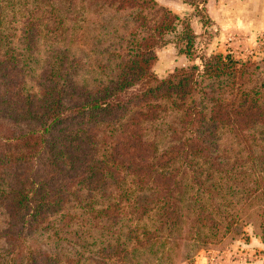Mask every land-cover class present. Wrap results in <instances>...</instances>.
<instances>
[{
	"label": "trees",
	"instance_id": "trees-1",
	"mask_svg": "<svg viewBox=\"0 0 264 264\" xmlns=\"http://www.w3.org/2000/svg\"><path fill=\"white\" fill-rule=\"evenodd\" d=\"M57 2L0 0V264H177L264 231V75L212 53L156 78L168 33L193 54L187 17Z\"/></svg>",
	"mask_w": 264,
	"mask_h": 264
},
{
	"label": "rangeland",
	"instance_id": "rangeland-1",
	"mask_svg": "<svg viewBox=\"0 0 264 264\" xmlns=\"http://www.w3.org/2000/svg\"><path fill=\"white\" fill-rule=\"evenodd\" d=\"M35 1L38 7L67 5L57 0H28L29 6H34ZM155 1L181 17H187L195 34L191 56L179 52L174 43V32L167 34L165 43L155 48L152 72L156 78H163L173 70L192 63L199 64L202 56L212 53L229 55L240 62H252L249 67L251 73L261 72L264 75V25L261 26L260 13H253L252 1L249 4L248 0H204L197 4L186 0ZM259 5L261 7L262 2ZM43 41L41 39L38 45L37 61L32 64L36 67L34 73L39 65L45 63ZM15 43L18 44L17 40ZM92 75L94 73L87 72L83 76L89 79ZM262 79L264 76L256 77L253 82ZM253 82H244L245 87ZM28 83L32 81L28 80ZM222 144L234 149V137L227 133ZM3 219L4 209L0 206V227ZM252 220L243 225V233L227 235L220 243L200 245L189 260L177 264H264V231L257 220Z\"/></svg>",
	"mask_w": 264,
	"mask_h": 264
},
{
	"label": "crops",
	"instance_id": "crops-1",
	"mask_svg": "<svg viewBox=\"0 0 264 264\" xmlns=\"http://www.w3.org/2000/svg\"><path fill=\"white\" fill-rule=\"evenodd\" d=\"M252 1V7L251 9H253V13L254 11L260 13V17H261V26L264 25V0H248V4ZM259 2H262V5L260 7ZM249 7V5H248ZM258 23V22H257Z\"/></svg>",
	"mask_w": 264,
	"mask_h": 264
}]
</instances>
